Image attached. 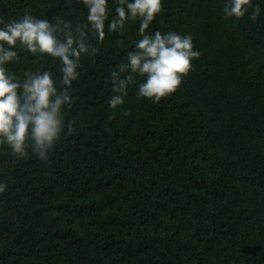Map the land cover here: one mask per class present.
<instances>
[{
	"label": "trees",
	"instance_id": "obj_1",
	"mask_svg": "<svg viewBox=\"0 0 264 264\" xmlns=\"http://www.w3.org/2000/svg\"><path fill=\"white\" fill-rule=\"evenodd\" d=\"M253 2L255 20H232L222 0H163L148 31L190 33L200 56L158 103L135 95L133 74L108 105L138 21L92 41L48 160L0 146V264H264V0ZM25 11L86 16L77 0H0L5 18ZM18 55L9 71L59 79L55 61Z\"/></svg>",
	"mask_w": 264,
	"mask_h": 264
},
{
	"label": "clouds",
	"instance_id": "obj_2",
	"mask_svg": "<svg viewBox=\"0 0 264 264\" xmlns=\"http://www.w3.org/2000/svg\"><path fill=\"white\" fill-rule=\"evenodd\" d=\"M86 9L82 24L70 20L35 16L25 11L17 17L0 15V146L23 159L29 154L47 161L65 131L64 109L71 106L74 81L80 76L81 59L94 57L102 44L105 28L122 35L129 22H137L134 46L127 60L111 73L113 93L110 108L121 105L133 74L142 78L135 95L158 103L171 96L200 56L193 36L173 30L148 31L163 10V0H77ZM225 18L255 20L261 12L253 0H222ZM251 9V12H249ZM114 12L110 16V13ZM107 21V25H106ZM121 43L120 41L117 42ZM55 61L56 73L46 67L25 69L22 75L9 71L19 61V52ZM128 73L122 76L121 74ZM71 131V126H68ZM7 188L0 180V193Z\"/></svg>",
	"mask_w": 264,
	"mask_h": 264
}]
</instances>
